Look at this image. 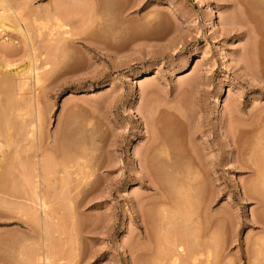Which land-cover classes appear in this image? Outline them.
Wrapping results in <instances>:
<instances>
[{
    "label": "rangeland",
    "instance_id": "374dc122",
    "mask_svg": "<svg viewBox=\"0 0 264 264\" xmlns=\"http://www.w3.org/2000/svg\"><path fill=\"white\" fill-rule=\"evenodd\" d=\"M56 1L0 0V10L24 4V15L33 9L41 15ZM76 1L59 10L62 30L80 44L53 51L44 39L51 25L40 29L29 16L22 36L6 20L0 29V79L10 92L0 84V101L17 95V102L31 100L32 110L39 103L44 145L58 147L61 163L81 156L88 174L77 189L71 176L69 194L48 211L50 228L39 230L33 214L44 213L24 189L20 159L13 156L23 157L29 144L32 155L38 145V136L31 145L26 135L34 120L27 112L31 102L19 103L29 123L9 117L0 130V166L8 164L0 168V264H27L37 254L41 262L32 263L156 264L178 249L183 229L170 219L178 216L174 204L208 221L212 264H262L264 181L253 174L256 167L264 174V54L258 55L264 49V0H95L92 9L91 1ZM27 66L42 83H32L19 100L21 89L11 83ZM152 133L173 146L181 167L189 162L188 144L194 145L201 163L192 199L175 198L172 187L182 177L164 173L157 177L159 194L167 198L160 206L156 186L143 179L138 156Z\"/></svg>",
    "mask_w": 264,
    "mask_h": 264
},
{
    "label": "bare ground",
    "instance_id": "6f19581e",
    "mask_svg": "<svg viewBox=\"0 0 264 264\" xmlns=\"http://www.w3.org/2000/svg\"><path fill=\"white\" fill-rule=\"evenodd\" d=\"M71 1L72 0H60V1H56L55 2V4H53L52 5V7L50 6V8L48 7V9L46 8L44 11H40L41 13H43V14H41L40 15V13H38L36 10H34L33 9V11L34 12H30L29 13V15L27 14V15H24V12H26V11H24L23 12V10H24V8H26L25 6H19L20 8H14L17 12L19 11V9H22L21 7H23V9H22V12H21V10L17 13L14 9H11V8H8L7 10H3V9H1L0 10V29H3V28H6L5 26H4V22L3 21H9V23H12L13 24V26L15 27H13L12 28V30L15 32V33H17V34H19V35H23L24 34V27L26 26V22L28 21V16H29V18H31L30 20L34 23V24H37L38 26H39V28L40 29H44V27H47V28H45V29H47V31L50 29V28H48V27H50V25H51V29L48 31V33H46V35L44 36V39H45V41L47 42V43H50V44H52L53 45V51H57V49L59 48H62V49H64L65 47H66V45H68L69 43L70 44H75V43H79L80 44V40H82V39H80V38H74L75 36H73V35H70L67 31H65V30H62V28H64L65 26H64V24H62V21H61V12H60V10H59V7L60 6H64V7H66V5L67 6H70V7H73V6H75L77 3H75V5H74V3L73 4H71ZM76 1V0H75ZM89 1H91V5H87L88 6V8L90 7L91 9L94 7L95 8V6H97V5H95V4H97V3H94V2H96L95 0H89ZM94 1V2H93ZM3 1H1V3H2ZM77 2V1H76ZM86 4H87V2H85ZM264 3V2H263ZM79 4V3H78ZM5 5V4H4ZM26 5V4H25ZM18 6V5H17ZM82 6V5H81ZM9 7H11V6H9ZM15 7V6H14ZM84 7H85V5H84ZM76 8H77V6H76ZM67 9V8H66ZM68 9H70L69 7H68ZM75 9V8H74ZM86 9V8H85ZM90 9V10H91ZM14 10V11H13ZM28 10V9H27ZM64 10H65V8H64ZM63 9H62V11H64ZM95 10V9H94ZM29 11V10H28ZM67 11V10H66ZM87 11H88V9H87ZM97 11V10H96ZM68 12V14H69V11H67ZM77 12V11H76ZM23 13V14H22ZM66 13V12H65ZM71 13V12H70ZM73 13H75V10H74V12ZM79 13H80V11H79ZM78 13V14H79ZM251 15V14H250ZM26 16H27V18H26ZM62 16H64L63 15V13H62ZM251 17V16H250ZM64 18V17H63ZM79 18H81L82 19V16H80ZM125 18V17H124ZM44 20V23H43V20ZM81 19H78L77 21H76V23H78V21H79V23L81 24ZM250 18L248 17V20H249ZM257 19V18H256ZM63 20V19H62ZM250 20H252L253 21V19H250ZM250 20H249V22H250ZM255 20V19H254ZM11 21V22H10ZM85 22V20L82 22V23H84ZM87 22V21H86ZM95 22V21H94ZM263 22V21H262ZM8 23V22H7ZM51 23V24H50ZM89 23V22H88ZM252 23V22H251ZM40 24H41V26H40ZM86 23H84V24H81L82 26L81 27H84L83 25H85ZM46 25H49V26H46ZM87 26V25H86ZM256 26V25H255ZM84 30H86V28L84 29ZM126 30V29H125ZM80 34V33H79ZM129 35V34H128ZM131 36V35H130ZM134 37H137L138 35H133ZM146 36V35H145ZM145 36H143V37H145ZM71 37H72V39H71ZM132 37V36H131ZM142 37V36H141ZM25 38H26V36H25ZM28 38V37H27ZM133 38V37H132ZM138 38H140V37H138ZM130 39V38H129ZM84 40V39H83ZM124 41V40H123ZM123 41H122V43H123ZM83 42V41H82ZM126 42V41H125ZM110 45V44H109ZM113 45V44H112ZM115 45V44H114ZM253 45V44H252ZM255 45V44H254ZM63 46V47H62ZM69 46V45H68ZM115 47H117V46H112V47H110V48H108V49H110V50H114V48ZM263 47V46H262ZM113 48V49H112ZM254 48V47H253ZM116 49V48H115ZM120 49V48H119ZM249 50H251L252 51V48H249ZM254 50H256L255 48H254ZM63 51V50H62ZM104 51V50H103ZM107 51H109V50H107ZM116 51H117V49H116ZM256 51H258V50H256ZM255 51V52H256ZM253 52V54L255 55L256 53L254 52V51H252ZM251 53V52H250ZM252 54V55H253ZM261 55V56H263V54H264V49L263 50H260L259 51V53H258V55ZM259 57V56H258ZM264 57V56H263ZM256 58V57H255ZM259 59V58H258ZM264 60V59H263ZM261 61H262V59H261ZM259 63H261V62H259ZM263 63H264V61H263ZM4 63H2V65H3ZM6 64V69H7V67L10 65H8L7 63H5ZM1 65V63H0V68L2 67V69L4 70V68H3V66ZM29 65V64H28ZM262 65V64H261ZM260 65V66H261ZM4 67H5V65H4ZM261 67H263V66H261ZM250 68V67H249ZM1 69V70H2ZM0 70V71H1ZM37 70V69H36ZM3 72V71H2ZM8 73H10V72H8ZM264 73V72H263ZM38 73L36 72L35 73V70H32L31 69V67H29V66H27V68H23L21 71H18V73H16V77H14V75H11L10 76V78L11 77H14L15 78V80L14 79H8V81L10 82V80H11V82H13L12 80H14V82H13V84L14 85H12V83H11V86H15L16 85V89L18 88V90L19 89H21V90H19L20 91V93H22L20 96H19V94H18V99L19 100H22L23 98H22V96H24V93L22 92L24 89H28V87L30 88L31 87V85H32V83H35V85L36 86H39L38 84L41 82V80H42V78L41 77H38V75H37ZM8 74H6V76H7ZM264 75V74H263ZM1 76V75H0ZM9 76H7V78H8ZM4 78H6L5 76H4ZM16 78L17 79H19V80H17V81H19V84H18V87H17V84H16ZM41 80H40V79ZM1 80V79H0ZM2 82V80L0 81V84L2 85L3 84V82ZM42 83V82H41ZM3 85H5V84H3ZM35 86V87H36ZM27 87V88H26ZM2 88V87H1ZM3 88H5V90L6 91H8L6 88H7V86L5 85V87H3ZM39 88H41V87H39ZM0 90H3V93L5 92V90L4 89H0ZM31 90V89H30ZM2 92V91H1ZM9 92V91H8ZM30 92V91H29ZM9 94H10V92H9ZM14 94V93H13ZM12 94V95H13ZM17 94V93H16ZM28 94V93H27ZM30 94V93H29ZM8 95V94H7ZM31 95V94H30ZM10 96V97H9ZM9 96H7L8 98V102H6L4 99H2V100H4V101H0V130H1V128H2V130L4 129V127L3 126H8L7 125V123H9V117H13L14 119L13 120H19L18 122L20 123V124H22V123H24V124H26V123H29V122H25V121H27V120H25L24 119V115H28V113H26V111L25 110H23V108L25 109V107H23V108H21V105L23 106L27 101H21V102H17V100H16V96H15V99H14V97H13V102L11 101V99H9V98H12L11 97V95H9ZM22 98V99H21ZM27 98V97H26ZM28 99H31V98H29L28 97ZM16 100V101H15ZM3 102H5V103H3ZM24 104H23V103ZM31 102V100L29 101V102H27V104L28 103H30ZM19 103H21V105L19 104ZM39 104V103H38ZM38 104L36 105V107L32 110V102L30 103V105L31 106H29L30 107V109L27 111V112H29L30 114H33L34 115V117H32V118H34V120L31 118V120H33V121H31V120H29V121H31V123H30V125L28 126V128L30 129V131L29 132H27V130H26V132H27V137H29V139H31V140H29V141H31L32 142V144L31 145H33V144H35V138H36V136H38V145H36L35 144V146H33V147H35V148H33V149H35V151L33 152V154L31 155V154H29L28 155V153H32V152H30V150L28 149V148H30L31 149V151H33L32 150V146L30 147L29 145H28V147H27V151L26 150H24V148H26V147H24V148H22L24 151H26V152H23L24 153V155H23V157H20L19 155H18V153H17V151H15L17 154H15V152H13L12 153V155L13 154H15V155H13V156H17L18 157V159H20V163H18L19 165H17V166H20L19 168H21L20 169V171H21V174H20V177H22V179L21 180H23V182H24V189H26V190H28V194L31 196V199H32V197H33V199H34V204L36 205V207H39L38 209H40L43 213H44V217L46 218V220H44L45 218H43V216L41 217L40 216V214H39V212L38 211H36V213L38 214H36L35 213V211H34V214L33 215H35L34 216V219L32 218V215L30 214V217L35 221V224L37 225V227L38 228H40L39 230H42L43 231V233H45V232H47L48 231V225L51 223H49L48 221H47V217H49V213H51L50 211H51V208H53V207H55L59 202H60V200H61V197H62V195L64 196V194H65V196H67L68 194H69V191L71 190V188L73 187L71 184H70V179H71V176L73 175L75 178L73 179V181L75 182L74 184H76V186H74V188L73 189H77V187H79L80 185H82L85 181H86V179H87V177H88V174L86 173V171H84V169H87L86 168V166H84V164H82L80 161L81 160H83L84 158H82L81 156H75L76 158H74V159H72L71 161H69V164H67V163H65L64 162V160H63V158H62V163L60 162H58V160H56V153L58 152V147L57 146H55L54 147V145H53V147L51 146H49V147H46V144L44 145V137H42V133H41V129H40V123H41V111H40V106H38ZM26 105V104H25ZM29 107H27L26 106V108L28 109ZM32 112H34V113H32ZM31 117V116H30ZM28 119V118H27ZM12 120V121H13ZM11 121V120H10ZM24 121V122H23ZM151 121V120H150ZM15 122V121H14ZM154 122V121H153ZM17 122H15V124L14 125H17L16 124ZM11 124V123H10ZM24 124H23V126H24ZM19 125V124H18ZM39 125V126H38ZM258 125V124H257ZM23 126H21L20 125V128L21 127H23ZM17 128H18V126H17ZM19 128V129H20ZM24 128H25V126H24ZM26 129V128H25ZM12 132V131H11ZM14 132V131H13ZM153 132V131H152ZM3 133V132H2ZM17 133H19L18 131H17ZM4 134V133H3ZM7 134V133H6ZM153 135L151 136V138H150V140H149V142H148V144H147V146L145 147V151L143 152V154H142V156H138V159H139V162H140V166H141V172H142V174L144 173V176H142L143 177V179H147L149 182H151L150 183V185L152 184V185H154V190L156 191L155 193H158L159 194V192L162 190L161 188H160V185H159V183H157V182H159V180L157 181V177L159 176V175H164V173H166V175L168 174V175H171V174H179L182 178V180L181 179H179V182L178 183H174V185H173V187H172V191H173V195H174V197L175 198H182V196H186V197H188L189 195V197H191V199L193 198L192 197V195L190 194V193H194L195 194V191H194V188H193V182H196V179H197V177H198V172L196 171V169H199L200 170V163H201V160H200V157H199V155L197 154V152H196V149H195V147H194V145H190V143L188 144L189 145V153H190V156L188 157V165H186V166H180V165H178V161H177V158L175 157L176 155H175V149L173 148V146L165 139V138H163V136H158V137H156L155 135L157 134V133H152ZM159 134V133H158ZM161 135V134H160ZM8 136V135H7ZM24 137V136H23ZM2 138V137H1ZM8 138V137H7ZM6 137H5V139H7ZM12 138V137H11ZM18 138H19V136H18ZM22 138V137H21ZM46 139H47V137H46ZM8 140H10V139H8ZM14 140V139H13ZM21 140H23V139H21ZM48 140V139H47ZM264 140V139H263ZM3 141V140H2ZM27 141V140H26ZM258 142V141H257ZM11 143V142H10ZM28 143V142H27ZM30 143V142H29ZM5 144V143H4ZM12 144V143H11ZM17 145V144H16ZM21 145V144H20ZM13 146V145H12ZM1 147H2V145H1ZM57 147V148H56ZM21 149V150H22ZM20 151V150H19ZM12 152V151H11ZM251 153V152H250ZM249 153V154H250ZM247 154V153H246ZM1 155V154H0ZM61 155V154H60ZM5 156V160H6V158L9 156H7V155H4ZM7 156V157H6ZM17 157H15L16 159H17ZM251 157V156H250ZM8 158H10V160H11V156L10 157H8ZM14 158V157H13ZM70 159V158H69ZM8 160V159H7ZM6 160V161H7ZM60 160V159H59ZM239 160V159H238ZM258 160V159H257ZM1 161H2V158H0V163H1ZM16 161V160H15ZM14 161V162H15ZM244 161V160H243ZM16 162H18V161H16ZM158 162V163H157ZM248 162V161H247ZM71 163V164H70ZM2 164V163H1ZM4 164V163H3ZM7 164V163H6ZM5 164V166H7ZM17 164V163H16ZM160 164H165V165H167L166 167L165 166H161ZM238 164V163H237ZM11 165V164H10ZM183 165V164H182ZM246 165V164H245ZM5 166L3 167L2 165L0 166V168L2 169H5ZM15 167V166H14ZM73 167H75L76 169V172H74V171H69V169L71 170ZM7 168H8V166H7ZM12 168V167H11ZM18 168V169H19ZM257 168L258 167H256V168H254V170H255V172H254V174L253 175H255V177H258L261 181H264V174H262L261 173V171H263L262 169H263V167H261V169H260V171H258L257 170ZM16 169H17V167H16ZM11 170V169H10ZM3 171V170H2ZM19 171V170H18ZM261 174H260V173ZM18 174V173H17ZM14 174H12V176H13ZM91 175V174H90ZM93 175V174H92ZM168 175H167V177H168ZM11 176V177H12ZM15 176H16V174H15ZM172 176V175H171ZM5 177V176H4ZM160 177V176H159ZM159 177H158V179H159ZM174 177V176H173ZM254 177V178H255ZM16 178V177H15ZM170 178V177H169ZM257 178V179H258ZM5 179V178H4ZM166 179V178H165ZM8 180V179H7ZM89 180V179H88ZM177 180V179H176ZM18 181H20L19 179H18ZM145 181V180H144ZM1 182V181H0ZM148 182V183H149ZM175 182H177V181H175ZM18 184V183H17ZM171 184V183H170ZM5 185V184H4ZM71 185V186H70ZM70 186V187H69ZM163 186V185H162ZM4 187V186H3ZM6 188V187H5ZM68 188V189H67ZM70 188V189H69ZM4 189V188H3ZM72 189V190H73ZM164 189V188H163ZM5 190V189H4ZM21 190V189H20ZM25 190V191H26ZM65 190V191H64ZM248 190V189H247ZM253 190V189H252ZM63 191H64V193H63ZM67 192V193H66ZM168 192V191H167ZM250 192H251V190H250ZM4 193V192H3ZM160 193H162V192H160ZM6 194V193H5ZM28 194H26V195H28ZM77 194V193H76ZM193 194V195H194ZM257 194V193H256ZM245 195L247 196V198H248V195L245 193ZM259 195V194H258ZM253 197V196H252ZM30 198V197H29ZM63 199L62 200H64L65 198L64 197H62ZM185 198V197H184ZM250 198V197H249ZM32 199V200H33ZM195 199V198H194ZM186 201L188 200V199H185ZM65 201H69L68 200V197H66V200ZM64 201V202H65ZM190 201V200H189ZM63 202V201H62ZM167 202V198L166 197H164V196H162V195H160L159 194V197H158V203H159V205L160 206H162V204H164V206H165V203ZM173 202V201H172ZM185 202V201H184ZM32 203V202H31ZM69 203V202H68ZM30 204V203H29ZM33 204V205H34ZM65 204V203H64ZM195 204V203H194ZM69 205V204H68ZM64 206V205H63ZM179 206V205H178ZM178 206H177V204H174V207H175V209H174V212H175V214L177 215L178 214V216L176 217V216H174V215H172V216H174V217H176V218H174V217H170V219H172V221L174 220V222H177L178 224H179V226L181 227L180 228V230H182L183 229V232H181L179 235H178V233L176 232L175 233V235L177 234L178 235V240H179V243H178V245H176V247L178 248V249H176L175 251L173 250L172 251V253L170 254V255H168V256H165V255H167V254H164L163 256L164 257H162L161 259L159 258V259H157L158 261H157V263L156 264H178V262H180V261H183V264H212V261H211V257H213V253L212 252H215V248H214V245H213V248H214V251H212V247H211V245H212V243H210V242H208V241H206L207 239L206 238H208L207 237V234H209V223H208V221L206 220V219H203V218H201V216H199V214H196V213H190L189 215H186V213L184 214L183 212H180L181 211V209L180 208H178ZM62 207V206H61ZM70 207V206H69ZM193 207V206H192ZM196 207V206H195ZM66 208V207H65ZM68 208V207H67ZM66 208V209H67ZM161 208V207H160ZM173 208V207H172ZM29 209V208H28ZM55 209V208H54ZM180 209V210H179ZM185 210V209H184ZM25 211V210H24ZM48 211H49V213H48ZM53 211V210H52ZM64 211V210H63ZM71 211V210H70ZM162 211V210H161ZM194 211H195V209H194ZM197 211V210H196ZM33 212V211H32ZM32 212H30V213H32ZM69 212V211H68ZM160 213H165V215H167V213L164 211V212H160ZM180 213V214H179ZM181 213H183L182 215H181ZM52 214V213H51ZM72 214V213H71ZM162 214V215H163ZM173 214V213H172ZM25 215V214H24ZM29 215V214H28ZM27 215V216H28ZM159 215V214H158ZM39 216L41 217V219L39 218ZM168 216V215H167ZM193 216H195V218H193ZM161 218H162V216H160ZM203 217V216H202ZM31 218H29L31 221H32V219ZM43 218V219H42ZM200 218V219H199ZM259 218V217H258ZM168 219V218H167ZM161 220V219H160ZM208 223V224H207ZM34 224V223H33ZM35 225V226H36ZM171 226V225H170ZM168 227V226H167ZM211 227V226H210ZM50 228V227H49ZM160 229V228H159ZM174 229V228H173ZM169 234V233H168ZM211 234V233H210ZM49 235V234H48ZM174 235V236H175ZM212 235V234H211ZM206 237V238H205ZM48 239H46V241H47ZM174 240V239H173ZM210 240V239H209ZM48 241H50V240H48ZM176 241H177V239H176ZM44 242H45V240H44ZM178 242V241H177ZM211 245H210V244ZM214 244V243H213ZM31 245V244H30ZM38 245H42V244H39L38 243ZM46 245H49V242H48V244L46 243ZM43 246H44V243H43ZM42 246V247H43ZM45 247V246H44ZM172 247H174V246H172ZM35 248H37V246L35 247ZM34 248V249H35ZM44 249H47V248H44ZM38 250H39V248H38ZM48 250H49V248H48ZM47 250V251H48ZM170 250V249H169ZM31 251V250H30ZM32 251H35V250H32ZM40 251L41 250H39L38 252L40 253ZM43 251V250H42ZM171 251V250H170ZM37 252V251H36ZM36 252H35V254H36ZM46 252V251H45ZM163 252V251H162ZM161 252V253H162ZM47 253V252H46ZM160 253V254H161ZM182 253V254H181ZM169 254V253H168ZM216 254V253H215ZM263 254V253H262ZM34 255V254H33ZM38 255L40 256V254H37L36 255V257L38 258ZM45 255H47V254H44V260H46L45 261V263L47 262H50V261H48V259H47V256H45ZM35 256V255H34ZM26 257V256H25ZM31 257H33L32 255H31ZM31 257H30V259H31ZM41 257V256H40ZM39 257V258H40ZM49 257V256H48ZM67 257V256H66ZM259 257V256H258ZM37 258H32L31 260L33 261H36L37 263H38V259ZM29 259V260H30ZM213 259V258H212ZM216 259V258H215ZM214 259V260H215ZM40 260V262H41V259H39ZM258 260V259H257ZM32 261H30V262H28L27 264H35V263H32ZM259 261V260H258ZM39 262V264H41ZM43 263V262H42ZM216 263V262H215ZM155 264V263H154ZM214 264V263H213ZM262 264H264V260L262 261Z\"/></svg>",
    "mask_w": 264,
    "mask_h": 264
}]
</instances>
